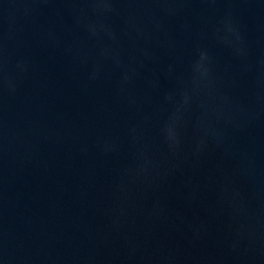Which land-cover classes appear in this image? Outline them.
<instances>
[{"label": "water", "instance_id": "1", "mask_svg": "<svg viewBox=\"0 0 264 264\" xmlns=\"http://www.w3.org/2000/svg\"><path fill=\"white\" fill-rule=\"evenodd\" d=\"M0 264H264V0H0Z\"/></svg>", "mask_w": 264, "mask_h": 264}]
</instances>
